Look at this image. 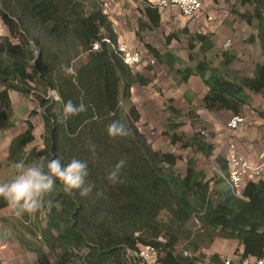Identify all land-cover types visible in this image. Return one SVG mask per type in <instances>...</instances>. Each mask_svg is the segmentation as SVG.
I'll list each match as a JSON object with an SVG mask.
<instances>
[{
  "label": "trees",
  "instance_id": "trees-1",
  "mask_svg": "<svg viewBox=\"0 0 264 264\" xmlns=\"http://www.w3.org/2000/svg\"><path fill=\"white\" fill-rule=\"evenodd\" d=\"M239 2L253 6L252 12L238 15L248 24L258 21L264 57V0ZM156 10V15L147 10L148 18L159 24ZM0 17L9 33L19 39L13 43L0 35V86L4 88L0 101L9 103L10 91L34 100L43 111L45 129L44 148L26 155L27 146L35 139L29 122L27 131L13 140L9 159L32 163L41 157H59L65 164L74 158L85 160L87 180L96 185L91 194L81 197L78 190L65 194L57 182L51 194L53 206L44 207L48 210L45 227L39 229V235L29 230L25 231L28 239L19 237L27 250L36 254L38 264H136L139 261L132 253L144 245L155 246L157 264H201L197 254L217 238L236 240L242 247L236 252L243 259L261 256L264 179L248 183L241 197L229 188L213 193V179L198 168L194 157L187 159L186 171L181 173L180 156L154 149L140 130L141 113L132 102L133 86H147L150 81L134 74L116 50L118 36L102 0H0ZM194 42L201 43L202 53L214 48L209 35L192 38L188 43L191 51ZM95 44L100 45L98 51L93 50ZM148 48L172 70L182 64L177 57ZM221 57L218 67L203 59L195 67L176 70V75L185 83L194 75L201 77L209 88L203 99L206 110L243 116L249 93L264 101V60L253 77L234 78L225 70L237 55L225 51ZM74 60L76 76L65 75L60 65ZM51 91L56 92L58 101L49 97ZM82 93L84 102L92 107L59 122L64 103H79ZM168 111L181 114L172 105ZM260 115L264 118V112ZM113 120L127 126L128 136H108L106 127ZM178 126H169L165 133L172 145L181 143L185 149L212 154L207 136L198 133L185 139L172 131ZM121 158L126 160L123 182L113 185L106 177ZM217 161L226 171V164L220 158ZM8 207L0 199V210ZM193 218L200 226L197 231L191 227ZM21 222L24 225L26 221ZM209 264L223 261L213 255Z\"/></svg>",
  "mask_w": 264,
  "mask_h": 264
},
{
  "label": "crops",
  "instance_id": "crops-1",
  "mask_svg": "<svg viewBox=\"0 0 264 264\" xmlns=\"http://www.w3.org/2000/svg\"><path fill=\"white\" fill-rule=\"evenodd\" d=\"M102 1L106 14L109 15V10L112 8L114 14L117 15L115 18L110 15V19L118 40L128 43L131 47L139 48L143 54V63L134 68L133 73L143 76L150 81V84L147 86L135 84L132 88V102L141 113L140 130L146 135L154 149L173 152L180 156L182 160L179 161L178 167L181 173L186 171L188 157H194L198 168L208 178L212 171L222 173L218 158L227 167L226 157L231 142L236 143L239 152L251 162H257L259 154L264 152V118L260 115L264 112L263 98L249 93V104L243 109V117L247 121V126L241 133L233 132L227 128V123L234 116L233 113L230 111L211 112L203 107V99L209 88L201 77L194 75L185 83L178 78L175 71L195 67L203 59L218 67L222 61V53L233 46L237 60L225 70V73L234 78L253 77L256 66L262 64L264 60L259 29L247 25L245 20L239 25L241 31L235 28L229 29L222 23L216 24L214 17L218 16L217 13L222 4H216L214 0H205L204 13L195 19L183 17L176 8H158L159 24H155L148 18L147 10L155 15L157 11V7L150 0H112L113 6L109 0V3ZM240 12L243 11L240 10ZM135 13L138 14L137 17L134 16ZM254 21L252 20L251 25H254ZM181 32L187 37L209 35L214 48L202 53L201 43L194 42L193 51L189 49V45L179 49ZM239 32L241 34H238ZM228 42L231 46L226 48L225 45ZM148 46L155 48L161 55L170 54L179 58L182 64H176L174 70L170 69L154 57ZM3 89L1 87L0 92ZM9 99V103L0 101V182L10 179L13 174L10 167L13 161L9 159L10 147L15 138L27 131L29 122L34 126L35 139L27 146L26 155L34 149L44 148L45 129L42 109L34 100L17 91H10ZM171 105L181 114L172 115L168 111ZM190 112L194 114L191 115ZM177 124L178 128L172 131L178 135H184L185 139L206 132L207 141L213 147L212 154L206 156L196 152V149L188 148V156H183L185 151L181 149L180 143L172 145L170 138L165 135L169 126ZM13 215L14 212L9 207L0 210V263L38 264L36 254L28 251L21 243L18 230L10 224L11 220L3 221L11 219ZM227 240L218 238L211 247L203 249L207 259L210 260L213 255H219L223 262L226 258H232L235 263L242 261L243 258L236 252L242 247L236 240H229L233 242V250L229 254L225 255L221 249L215 248L217 244H223L219 242Z\"/></svg>",
  "mask_w": 264,
  "mask_h": 264
},
{
  "label": "clouds",
  "instance_id": "clouds-1",
  "mask_svg": "<svg viewBox=\"0 0 264 264\" xmlns=\"http://www.w3.org/2000/svg\"><path fill=\"white\" fill-rule=\"evenodd\" d=\"M60 69L65 75L75 77L77 74L76 61L61 64ZM90 107L92 106L84 102L82 93L79 103H74L72 100L64 103L62 113L58 118L59 122L65 123L74 116L86 113ZM106 132L111 138L126 137L129 134L127 126L119 120L110 122L106 127ZM201 134L207 136L206 132ZM125 165V159L121 158L117 161L106 177L109 183L115 185L123 182L121 174ZM10 167L13 170L11 178L0 182V199L7 202L17 217L25 214L32 216L46 206H53L54 201L51 199V194L57 182L62 186V191L68 195L78 190L81 197H87L96 189L95 183L87 180L89 171L85 160L74 158L65 164L59 157L54 159L41 157L32 163H27L24 159L14 161ZM96 194L101 193L97 191Z\"/></svg>",
  "mask_w": 264,
  "mask_h": 264
},
{
  "label": "built area",
  "instance_id": "built-area-1",
  "mask_svg": "<svg viewBox=\"0 0 264 264\" xmlns=\"http://www.w3.org/2000/svg\"><path fill=\"white\" fill-rule=\"evenodd\" d=\"M159 9L176 8L179 13L187 19H195L202 15L205 10V0H150ZM110 43V41H108ZM231 43H226L229 48ZM100 49L99 44H95L94 51ZM116 50L120 53L123 61L130 68H136L144 61L143 54L139 48L131 47L128 43L118 41ZM154 64V61H152ZM49 97L59 100L56 92L51 91ZM247 121L242 115H234L227 123V128L233 132L241 133L245 130ZM205 134V133H203ZM227 171L220 174L223 182L238 197H241L245 187L250 182H258L264 179V152L258 156V161L253 163L246 156L241 154L236 143L231 142L227 153ZM185 255L192 256L185 251ZM132 256L139 261V264H157L158 253L153 245H144ZM235 263L232 258H226L223 264H264V246L259 257H250Z\"/></svg>",
  "mask_w": 264,
  "mask_h": 264
},
{
  "label": "rangeland",
  "instance_id": "rangeland-1",
  "mask_svg": "<svg viewBox=\"0 0 264 264\" xmlns=\"http://www.w3.org/2000/svg\"><path fill=\"white\" fill-rule=\"evenodd\" d=\"M109 1L111 3V6H113L112 0H109ZM134 1H136V0H134ZM138 1H140V0H138ZM143 1H145V0H143ZM239 1L240 0H217V1L214 0V2L216 4L217 3L222 4L221 9L218 10V13H217L218 16H216V18L214 17V22H216V24L222 23L224 26L228 27L229 29L235 28V30L238 29L239 31H241L239 25H240V23H242L243 18L238 14L239 13L252 12L253 6H251L249 4L242 5ZM105 3H109L108 0H105ZM127 5L130 6L129 3H127ZM240 10H242L243 12H240ZM129 11H130V9H129ZM110 15L114 18H115V16H117L116 14H114V11L112 10V8H111V10H109V16ZM137 15L138 14H136V13L134 14L135 17H137ZM253 20H255V19H253ZM222 24H220V25H222ZM247 25L252 26V28H256V27L258 28V21L255 20L254 25H251L248 23H247ZM238 34H241V32H239ZM0 35L2 37H8L13 43H18L19 39L12 36L9 33L7 27L3 24L1 17H0ZM180 35H181V38H180L181 41L179 43V45H180L179 49H183L184 46L188 45L189 41L194 37H187L186 34L182 33V32ZM187 40H188V42H187ZM243 43H245V42H243ZM31 47L35 50L36 54H38V52H39L38 48L33 43L31 44ZM228 51L234 52V47L232 46ZM194 53H196V52H194ZM0 89H1V86H0ZM179 145L181 146V143ZM181 149L185 151V152H183V156H188V153H187L188 149L187 148L185 149L182 146H181ZM181 165H183V164H181ZM213 174L215 176H213ZM209 179H213V182L211 184L213 193H216L218 191H222V190L227 188V186L225 185V183L222 182V180H221V178L217 172L212 171V174L209 175ZM47 213H48V210L45 208H42L39 212H37L36 214H34L32 216L25 214L22 217H17L14 214L12 217H10L11 218L10 224L12 225V227L15 230H18V236L20 238L28 239L29 236L27 234H25V233H27L25 231L31 230V231H34L37 235H39V229L41 227H45V225H46ZM21 221H24V222L26 221V222L23 225ZM196 222H197L196 219L193 218V222L191 224L193 231H197L200 228L199 224H197ZM221 239H225V238H221ZM37 241H40V240L38 239ZM219 243H223V244H217L215 246V248L218 247L219 250L221 249L223 254H225V255L229 254L233 250V242L227 240V241H221ZM183 246H184V243L179 246L178 250H181ZM197 255H198V257L201 258V264H209V259H207V256L204 254V250L199 252Z\"/></svg>",
  "mask_w": 264,
  "mask_h": 264
}]
</instances>
